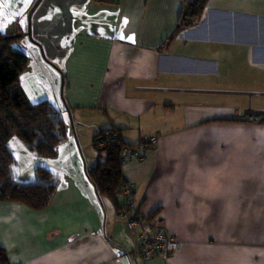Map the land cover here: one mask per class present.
Returning a JSON list of instances; mask_svg holds the SVG:
<instances>
[{"label": "crops", "instance_id": "1", "mask_svg": "<svg viewBox=\"0 0 264 264\" xmlns=\"http://www.w3.org/2000/svg\"><path fill=\"white\" fill-rule=\"evenodd\" d=\"M226 2L210 0L178 32L183 0L63 1L75 31L65 101L45 100L74 117V132L157 140L124 163L130 215L180 249L144 260L120 200L100 197L87 163L85 173L72 160L47 209L0 203L10 264H264V5Z\"/></svg>", "mask_w": 264, "mask_h": 264}, {"label": "trees", "instance_id": "2", "mask_svg": "<svg viewBox=\"0 0 264 264\" xmlns=\"http://www.w3.org/2000/svg\"><path fill=\"white\" fill-rule=\"evenodd\" d=\"M210 0H183L185 6L180 17L178 32L185 28L196 26L202 19ZM21 33L14 34L21 38ZM12 34L0 33V203H16L34 211L47 209L59 188V178L46 167L39 166L35 170L34 180L21 182L17 180L15 166L17 160L9 144L14 138L20 139L26 148L39 158L53 160L57 150L67 139L66 122L62 113L48 100L31 104L20 87L21 77L28 68L29 58L11 49L9 40ZM120 138L116 145L97 147L99 141L107 135ZM94 146L100 152L97 165L88 170L89 180L94 184L100 197L120 200L119 213L126 210L124 220L134 219L146 223L139 214L130 215L134 209V188L124 183L121 159L123 148L137 147L124 142L120 131L103 130L94 138ZM123 185H128L130 194L127 204L118 198L117 193ZM117 204V202H116ZM129 217V218H128ZM150 225V224H148ZM153 226V225H150ZM153 228H160L153 226ZM129 229V228H128ZM129 231H131L129 229ZM133 232V231H131ZM138 232L136 235L138 250ZM140 254V252H139ZM0 264H10L7 251L0 247Z\"/></svg>", "mask_w": 264, "mask_h": 264}, {"label": "rangeland", "instance_id": "3", "mask_svg": "<svg viewBox=\"0 0 264 264\" xmlns=\"http://www.w3.org/2000/svg\"><path fill=\"white\" fill-rule=\"evenodd\" d=\"M63 1L43 0L40 3L32 16L33 38H31L27 35L29 13L36 3L35 0H0V33L12 34L13 38L9 40L11 49L14 52L25 54L29 58L28 68L21 77L20 87L31 104L39 103L50 96L55 98V95L61 97L63 102L65 101L62 91H60L63 84L61 68L71 50L75 31L70 26L68 8L63 4ZM227 1L225 5H230L229 7L241 4L250 10L257 6L262 8L264 5L262 0ZM257 1L262 2L256 3ZM64 15L68 16L69 21ZM15 33L24 35L16 39ZM59 105L58 101L57 106ZM65 118L68 126V129L66 126L67 139L60 145L57 157L53 160L39 158L18 138L10 141L9 147L17 160L14 169L17 180L24 183L33 181L35 170L39 166L51 168L56 177H61L64 174L69 175L67 169L72 160L85 173L86 163L88 170L97 165L100 152L94 146L92 131L89 128L76 125L74 132L71 130V122L74 117L71 119L67 114Z\"/></svg>", "mask_w": 264, "mask_h": 264}, {"label": "built area", "instance_id": "4", "mask_svg": "<svg viewBox=\"0 0 264 264\" xmlns=\"http://www.w3.org/2000/svg\"><path fill=\"white\" fill-rule=\"evenodd\" d=\"M120 142V138L116 135H107L106 139L99 141L97 147L103 149L106 145H116ZM157 143L156 139H150L141 143L137 147H124L121 153V159L123 162H130L134 160H143L144 152L149 149V146ZM125 183V182H124ZM127 183V182H126ZM130 194V189L128 185H123L118 193L117 197L124 199L125 204H127L128 197ZM123 216L126 217V210L123 209ZM128 228L133 231L138 232V242H139V252L140 256L144 260H149L153 257H164L167 259L171 253L176 252L180 249V243L177 239L169 237L163 229L153 228V226L148 225L144 222H139L134 219L128 220Z\"/></svg>", "mask_w": 264, "mask_h": 264}, {"label": "water", "instance_id": "5", "mask_svg": "<svg viewBox=\"0 0 264 264\" xmlns=\"http://www.w3.org/2000/svg\"><path fill=\"white\" fill-rule=\"evenodd\" d=\"M43 0H37L35 5L33 6L32 10L30 11L29 13V32H28V36H30L31 38L32 37V29H31V21H32V16L35 12V10L37 9V7L40 5V3L42 2ZM22 36V35H21Z\"/></svg>", "mask_w": 264, "mask_h": 264}, {"label": "snow or ice", "instance_id": "6", "mask_svg": "<svg viewBox=\"0 0 264 264\" xmlns=\"http://www.w3.org/2000/svg\"><path fill=\"white\" fill-rule=\"evenodd\" d=\"M121 39H124V37L123 36H121ZM134 42V41H133Z\"/></svg>", "mask_w": 264, "mask_h": 264}]
</instances>
